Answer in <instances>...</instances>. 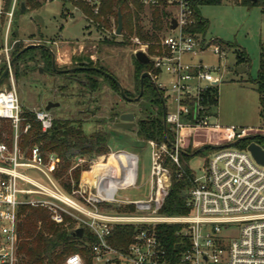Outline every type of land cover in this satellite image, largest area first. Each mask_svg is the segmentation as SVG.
<instances>
[{
	"label": "built area",
	"instance_id": "2783aa9c",
	"mask_svg": "<svg viewBox=\"0 0 264 264\" xmlns=\"http://www.w3.org/2000/svg\"><path fill=\"white\" fill-rule=\"evenodd\" d=\"M22 1L25 0H0V39L2 30H5L0 46V68L5 64L11 78L12 52L18 41H10V30ZM39 1L69 4L80 16L83 12L79 4L91 8L96 16L101 10V0ZM196 1L140 0L150 18L158 7L170 14L167 32L171 34L160 36L161 46L155 54H148V46L138 38L132 41L141 46L134 54L143 51L150 59L153 71L158 73H149L154 82L163 74L169 76V87L160 84L158 90L164 100L167 128L172 127L176 143L169 146L148 142L152 148L148 183L151 192L146 200L117 198L119 191L138 185L139 158L136 155H132L137 158L135 169L115 161L110 164L114 155L108 163H104L106 156L93 159L88 170L89 184L81 182L78 189L70 194L65 192L54 176L61 163L57 155L45 156L39 147L28 152L21 150V133H27L30 125L22 130L23 110L15 89L0 90V119L10 122L14 133L11 146L0 142V264H19L18 226L23 206L44 208L57 224L69 218L78 228H87L96 237V242L89 247L93 264H264V166L256 163L247 148L232 146L244 139L248 130L237 132L235 128L211 125V115L201 104V94L217 86L221 79L216 75L215 67L205 65L203 60L195 61L210 48L205 36L186 31L196 26L200 16L202 6L196 8ZM173 20L175 29H171ZM211 48L219 59L226 56L219 45ZM168 94L176 104V112L170 114L165 105ZM33 113L42 132L52 129L56 118L50 111L39 109ZM199 130L217 133L219 141L224 143L210 144L207 139L200 144L202 147L216 145L218 149L212 152L203 175L197 178L194 174L193 186L186 193L185 206L189 214L169 216L166 208L160 213L172 186L167 160L180 167L184 142ZM86 162L79 158L74 167ZM98 165L104 166L93 174ZM29 170L40 174L42 179L29 177L26 174ZM102 205L111 208H101ZM161 225L179 227L177 235L183 253L177 262L169 259L168 250L159 238L158 227ZM119 227L135 229L131 242L123 248L109 242ZM65 264L86 262L82 255L74 254L66 259Z\"/></svg>",
	"mask_w": 264,
	"mask_h": 264
},
{
	"label": "rangeland",
	"instance_id": "374dc122",
	"mask_svg": "<svg viewBox=\"0 0 264 264\" xmlns=\"http://www.w3.org/2000/svg\"><path fill=\"white\" fill-rule=\"evenodd\" d=\"M39 2L41 3L39 8H28L25 11L18 9L15 12L10 41H18L17 43L24 48L37 43L46 46L54 53L56 58L54 67L60 72L79 66L82 60L91 61L93 65L114 76L124 91L135 95V67L132 56L140 45L134 44L133 41L130 45L123 46L101 45L99 41L102 36L94 30L95 17L91 8L79 4L83 13L82 16H77L69 4ZM172 12L176 14L174 10ZM199 12L209 24L205 39L210 48L206 53L196 57L195 61L203 60L205 65L215 67L216 75L221 79L216 86L218 106L211 116L210 124L222 128H235L237 132L248 130L245 138L264 136V106L261 104L256 85L250 82L257 78L260 44L264 42V7L237 3L235 0H222L219 4L202 6ZM144 24L150 26L148 14L144 18ZM4 32L3 29L1 47ZM215 40L237 46L247 53L250 65L246 73L239 74V66L235 65V61L231 63L235 54L230 47L225 49L226 56L222 59L211 52ZM34 52L32 51L28 57L33 58L37 55ZM237 52L239 54L240 50ZM29 58L25 63H19V76H16L17 66H12V78L8 73L0 83V90L15 89L22 110L31 112L45 109L48 102L59 103V108L50 111L52 116L56 119L79 122L86 134L93 133L99 124V127L108 132L111 150L104 163H108L112 155L116 157L118 153L136 155L139 158L140 177L137 187L119 191L117 198L132 201L149 198L152 148L148 142H143L136 136L138 122L148 119L149 116L145 112L146 103L141 99L133 103L126 102L121 97L119 88L112 89L100 77L97 78L101 82V88L90 95L83 86L73 82L71 77L50 75V69L53 67L52 57L49 66L39 57L33 62ZM79 78H83V75ZM155 79L157 87L160 84L169 85V76L166 74ZM165 105L168 114L176 112V104L171 96L166 98ZM124 113L135 115L133 128L122 129L114 126L119 122V116ZM168 128L171 130L172 127L169 125ZM207 139L210 140V144L224 143L219 141L217 133L199 130L183 144L182 153L191 152L188 154L186 165L197 178L203 175L212 153L204 150L200 155H195L194 152L199 150L202 147L200 144ZM84 159L87 161L84 164H87L88 159ZM26 174L37 180L42 179L35 171L29 170ZM82 178H85L82 181L83 185L89 184L91 177L88 171L82 173Z\"/></svg>",
	"mask_w": 264,
	"mask_h": 264
},
{
	"label": "trees",
	"instance_id": "16d2710c",
	"mask_svg": "<svg viewBox=\"0 0 264 264\" xmlns=\"http://www.w3.org/2000/svg\"><path fill=\"white\" fill-rule=\"evenodd\" d=\"M25 1L26 6L31 9L39 8L41 5L37 0ZM161 1L163 2V0ZM221 2L222 0H197L195 7L215 5ZM243 3L259 6L264 5V2L261 0L257 3H251L249 1H244ZM119 11L122 15L123 30L121 36H116L114 29H117ZM99 12V15H94L93 27L96 32L101 34L102 38L99 42L104 46L130 45L132 39L138 38L142 44L148 46V54L153 55L161 46L159 45L160 36L168 31L170 14L160 7L152 11L150 26L147 27L144 24V18L147 17V12L141 5L140 0H101V10ZM208 27V22L200 15L198 16L196 26L187 28L186 31L205 36ZM214 43L222 47L223 50L229 47L234 50L235 65L237 67H249L250 59L243 49L220 40H215ZM24 49L22 45L16 43L12 52V59L18 56L13 63L14 66H17L16 76H19V63H25L32 51H35L34 53L37 55L29 58L31 62L39 57L43 63L48 66L50 65V58L52 56L47 48L34 47L25 51ZM238 50H240L239 54L237 52ZM132 60L135 67V95L130 94L127 90L124 91L126 97L131 99L141 94L140 78H142L141 75L143 73L158 74L153 71L151 62L141 64L137 61L135 54H133ZM81 65L85 66L82 62ZM89 65H93V62L89 61ZM3 66L0 68V77L6 69V65L3 64ZM99 68L102 69L101 67ZM77 73L85 77L84 80L87 81V84L84 87L93 92L101 88V82L98 79H90L91 76L103 78L112 89L116 90L118 88L113 80L102 76L98 72L82 71L81 73ZM250 82L256 85L261 104L264 106V42L260 44V61L257 78L250 80ZM143 93L141 100L146 103L145 112L149 116L148 119H143L138 122L136 130L137 138L143 140V142L153 141L159 145L167 143V145L173 146L176 144L175 134L169 128H167L165 141L162 93L158 90V87H155L153 80L149 78L144 79ZM218 97L216 86L209 88L201 94V104L206 107L211 116L218 106ZM149 107L152 109H149ZM22 117V130L26 125H30V129L27 133H21L19 140L21 150L28 152L33 147H39L45 156L46 154L57 155L61 159V163L54 173V176L65 192L69 194L73 190L78 189L79 184L85 180V178H82V173L89 170L90 161L102 156H108L111 153L108 144V132L99 127V124L96 125L93 133L86 134L83 130V125H80L79 122L55 119L52 129L44 133L41 130L40 124L36 121L33 112L23 110ZM13 136L14 133L10 122L0 119V142L11 146ZM253 142L264 149V136L259 135L241 139L236 147L238 149H246ZM216 149H218L216 146L209 145L206 150L212 153ZM189 153L191 152L186 151L180 154V167H177L167 160V164L171 168L172 173V186L165 200L166 215L184 216L189 214V210L185 206L186 193L193 186L194 180V173L186 165ZM194 153L195 155L201 154L198 150ZM79 158H87L88 163L74 167ZM108 207L111 208L108 205L101 206V208ZM117 210L123 211V209ZM19 216V264H65L66 259L74 254L82 255L86 264H93L89 247L96 242V237L87 228H83L84 233L82 238H75L74 233L78 228L75 221L67 218L62 224H57L44 208L23 206L20 209ZM134 230L133 227H119L115 229L109 238V242L115 247L123 248L131 242ZM178 230L179 227L172 225H161L158 227L159 238L168 250L169 259L174 262H177L183 253V248L180 246L181 240L177 235Z\"/></svg>",
	"mask_w": 264,
	"mask_h": 264
},
{
	"label": "water",
	"instance_id": "95a60500",
	"mask_svg": "<svg viewBox=\"0 0 264 264\" xmlns=\"http://www.w3.org/2000/svg\"><path fill=\"white\" fill-rule=\"evenodd\" d=\"M250 2L252 3H256L257 0H249ZM21 10L22 11H25L26 10V6H25V1H22L21 3ZM79 16V15H78ZM176 28V22L175 20L172 21V25H171V29H175ZM122 30H123V21H122V15H121V12L119 11L118 13V23H117V29H116V36H121L122 34ZM38 48V47H45L47 48L46 46L44 45H31V46H28L24 49L25 50H28L30 48ZM49 50V49H48ZM50 51V50H49ZM51 53V56H52V61H53V67L55 66V55L52 51H50ZM18 57V56H17ZM17 57H15L10 66L12 67L15 59H17ZM135 57L137 59V61L141 64H148L150 62V59L148 58V56L143 52V51H138L135 53ZM231 63H234V58L231 60ZM88 70V69H86ZM89 70H93V71H96L102 75H106V76H109V78L111 80H113V82L118 86L119 90H120V94H121V97L124 98L126 101L128 102H137L139 101L141 98H142V95L144 94L143 91H144V79L145 78H150L152 79L151 75L149 73H143L141 75L142 78H140L141 80V91L139 94V96L136 98V99H130V98H127L125 93H124V89L122 88V86L120 85V83L111 75L109 74H106L104 71L100 70V69H96V68H91ZM8 69L5 70V72L2 74V76L0 77V83L1 81L5 78V76L8 74ZM40 72H42V70H40ZM238 72L239 74H244L247 72V67L246 66H243V67H239L238 68ZM153 80V79H152ZM154 85H155V82L153 81ZM155 87L157 88V86L155 85ZM163 102V109H164V119H163V124H164V129H165V141H166V134H167V125H166V121H165V106H164V100L162 101ZM47 107H45V110L47 111H51L53 109H56V108H59L60 104L59 103H53V102H49L47 105ZM134 120H135V115L133 113H124V114H121L120 118H119V122L116 123L114 126L118 127V128H122V129H131L134 127L135 123H134ZM238 143L239 142H235L232 144L233 147H236L238 146ZM209 145H206V146H203L201 148H199L198 152H203L204 150H206L208 148ZM247 150L251 153L252 157L254 158V160L256 161L257 164L261 165V166H264V149L262 147H260V145L256 144V143H251L248 145L247 147ZM165 208H166V205H163L161 210H160V213H163L165 211ZM83 233H84V230L83 228H78L75 233H74V237L75 238H82L83 237Z\"/></svg>",
	"mask_w": 264,
	"mask_h": 264
},
{
	"label": "flooded vegetation",
	"instance_id": "af4514ba",
	"mask_svg": "<svg viewBox=\"0 0 264 264\" xmlns=\"http://www.w3.org/2000/svg\"><path fill=\"white\" fill-rule=\"evenodd\" d=\"M86 64H87V63H86ZM86 64H85V66H82L81 64H80L79 66H74V68L68 69V70H66V71H64V72H62V71L60 72V71L56 70L55 67H52V70L50 71V75H62V76H66V77H71L70 79H71L73 82L78 83L79 85H81V86L84 87V85L87 84V81L84 80L85 77H83V78H79V76H81V75L78 74L77 72H80V73H81L82 71H86V72H96V71L89 70V69H91V68L100 69V68L97 67L96 65H89V64L86 65ZM86 69H88V70H86ZM100 70H102V69H100ZM102 71H104L106 74L111 75L110 73H108V72L105 71V70H102ZM101 75H102V74H101ZM102 76H104V77H106V78H109V76H106V75H102ZM111 76H112V75H111ZM113 77H114V76H113ZM90 79H95V80H97L98 78L91 76ZM109 79H110V78H109ZM103 80H104V79H103ZM110 80H111V79H110ZM84 89H86V91H88L90 95L94 93L93 91L89 90V89L86 88V87H84ZM120 95H121V94H120ZM127 98H128V97H127ZM130 99H131V98H130ZM123 100H125V99L123 98ZM125 101H126V100H125ZM126 102H128V101H126ZM48 103H49V102H48ZM48 103H47V104H48ZM53 103H54V102H53ZM120 116H121V115H120ZM120 116H119V118H120ZM92 117H94V115H93ZM163 118H164V116H163ZM115 124H116V123H115Z\"/></svg>",
	"mask_w": 264,
	"mask_h": 264
},
{
	"label": "bare ground",
	"instance_id": "6f19581e",
	"mask_svg": "<svg viewBox=\"0 0 264 264\" xmlns=\"http://www.w3.org/2000/svg\"><path fill=\"white\" fill-rule=\"evenodd\" d=\"M137 158L135 156H132V155H126L124 153H121V155H118L114 158H112L110 160V164H114L115 162L117 163H120V164H123L127 167H129L130 169H135L136 166H137ZM115 161V162H114ZM114 162V163H113ZM104 165H98L97 167L94 168V172H97L99 170V168H102Z\"/></svg>",
	"mask_w": 264,
	"mask_h": 264
},
{
	"label": "crops",
	"instance_id": "0c3cea01",
	"mask_svg": "<svg viewBox=\"0 0 264 264\" xmlns=\"http://www.w3.org/2000/svg\"><path fill=\"white\" fill-rule=\"evenodd\" d=\"M78 15L80 16V14H77V16H78ZM33 45H42V44L37 43V44H33ZM232 59H233V58H232ZM232 59H231V60H232ZM234 61H235V59H234ZM82 63H84V64H86V63L89 64V61H87V60H82ZM87 64H86V65H87ZM132 154H133V153H132Z\"/></svg>",
	"mask_w": 264,
	"mask_h": 264
}]
</instances>
